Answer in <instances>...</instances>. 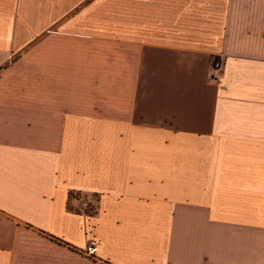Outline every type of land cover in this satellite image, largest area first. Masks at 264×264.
I'll list each match as a JSON object with an SVG mask.
<instances>
[{
	"label": "crops",
	"instance_id": "obj_1",
	"mask_svg": "<svg viewBox=\"0 0 264 264\" xmlns=\"http://www.w3.org/2000/svg\"><path fill=\"white\" fill-rule=\"evenodd\" d=\"M0 264H264V0H0Z\"/></svg>",
	"mask_w": 264,
	"mask_h": 264
},
{
	"label": "built area",
	"instance_id": "obj_2",
	"mask_svg": "<svg viewBox=\"0 0 264 264\" xmlns=\"http://www.w3.org/2000/svg\"><path fill=\"white\" fill-rule=\"evenodd\" d=\"M221 66V62H215V68L218 69ZM97 250L96 247H91L90 252H95Z\"/></svg>",
	"mask_w": 264,
	"mask_h": 264
},
{
	"label": "rangeland",
	"instance_id": "obj_3",
	"mask_svg": "<svg viewBox=\"0 0 264 264\" xmlns=\"http://www.w3.org/2000/svg\"><path fill=\"white\" fill-rule=\"evenodd\" d=\"M87 211L88 212H92L93 211V204L92 203H88L87 204Z\"/></svg>",
	"mask_w": 264,
	"mask_h": 264
}]
</instances>
